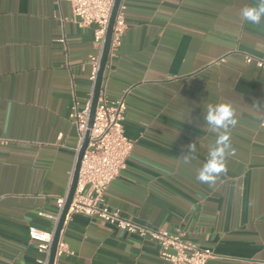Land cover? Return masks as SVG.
Wrapping results in <instances>:
<instances>
[{
    "label": "crops",
    "instance_id": "0c3cea01",
    "mask_svg": "<svg viewBox=\"0 0 264 264\" xmlns=\"http://www.w3.org/2000/svg\"><path fill=\"white\" fill-rule=\"evenodd\" d=\"M258 0H121L126 31L109 54L100 98L125 97L126 168L104 203L154 230L210 249L207 264H264V21ZM95 26L58 0H0V264L44 257L28 227L53 232L68 196L78 132L71 114L91 92ZM227 103L232 155L215 184L199 170L218 133L205 116ZM61 136V137H59ZM195 148L184 162L189 146ZM54 264H165L159 246L95 219L65 220Z\"/></svg>",
    "mask_w": 264,
    "mask_h": 264
},
{
    "label": "built area",
    "instance_id": "2783aa9c",
    "mask_svg": "<svg viewBox=\"0 0 264 264\" xmlns=\"http://www.w3.org/2000/svg\"><path fill=\"white\" fill-rule=\"evenodd\" d=\"M70 5L72 19L80 27L95 26L94 45L97 51L91 62V92L88 100L71 114L78 132L76 154L84 142L88 131L93 88L99 70L104 48L106 32L114 8L115 0H58ZM125 6L119 5L113 24L109 54L117 50L126 31ZM246 64H253L264 69V56H245ZM126 103L122 96L117 100L98 99L94 118L89 129L88 145L81 157L76 189L69 205L65 220L73 215L95 219L114 226L121 232L150 240L159 246V258L165 264H207L215 259L210 249H201L184 240L182 233L167 230H154L123 218L118 209H111L104 203L105 191L109 185L125 170L134 147L124 133ZM61 137V136H59ZM67 195L56 200L59 216ZM53 232L36 226L28 227L29 240L36 244L44 257L37 264H48ZM66 251L63 243L58 244L56 255Z\"/></svg>",
    "mask_w": 264,
    "mask_h": 264
},
{
    "label": "clouds",
    "instance_id": "9594fccd",
    "mask_svg": "<svg viewBox=\"0 0 264 264\" xmlns=\"http://www.w3.org/2000/svg\"><path fill=\"white\" fill-rule=\"evenodd\" d=\"M240 15L243 20L259 25L264 21V0H258L255 6L244 7ZM205 120L211 131L219 135L215 145L210 148L209 158L199 170L197 178L212 185L222 172H226V157L233 154L228 129L237 123L235 109L227 103L209 105ZM193 152L195 148L190 145L188 153L183 155L186 164L192 159Z\"/></svg>",
    "mask_w": 264,
    "mask_h": 264
},
{
    "label": "water",
    "instance_id": "95a60500",
    "mask_svg": "<svg viewBox=\"0 0 264 264\" xmlns=\"http://www.w3.org/2000/svg\"><path fill=\"white\" fill-rule=\"evenodd\" d=\"M120 4H121V0H115L114 8H113L112 15H111L109 25L107 28V32H106V38H105L104 48H103V52H102V56H101V60H100L99 70H98L96 80L94 83L93 98H92V102H91L88 131L85 134L84 142H83V144L80 148V151L78 153V156H77L76 166H75L70 190H69V193L67 196V200H66L64 209H63V211L59 217L58 224H57V226L54 230V233H53L52 243L50 246V254H49L48 264H54V262H55L57 247H58L59 240H60V234H61V231L63 229V225L65 222V217H66L69 205L71 203L72 197H73L75 189H76L80 161H81V157H82V155H83V153H84V151L88 145L89 129L91 128L92 123H93L95 108L97 106V102H98L100 92H101V88H102L103 75H104V71H105L107 61H108V57H109L113 24H114L116 13H117V10H118V7Z\"/></svg>",
    "mask_w": 264,
    "mask_h": 264
}]
</instances>
